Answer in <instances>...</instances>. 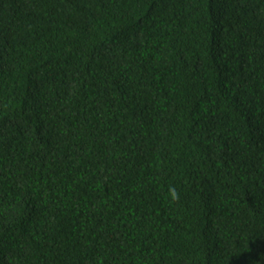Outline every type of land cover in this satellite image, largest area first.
<instances>
[{"label":"trees","instance_id":"obj_1","mask_svg":"<svg viewBox=\"0 0 264 264\" xmlns=\"http://www.w3.org/2000/svg\"><path fill=\"white\" fill-rule=\"evenodd\" d=\"M0 264H264V0H0Z\"/></svg>","mask_w":264,"mask_h":264},{"label":"clouds","instance_id":"obj_2","mask_svg":"<svg viewBox=\"0 0 264 264\" xmlns=\"http://www.w3.org/2000/svg\"><path fill=\"white\" fill-rule=\"evenodd\" d=\"M170 195L174 201L179 200V193L175 187L170 188Z\"/></svg>","mask_w":264,"mask_h":264}]
</instances>
